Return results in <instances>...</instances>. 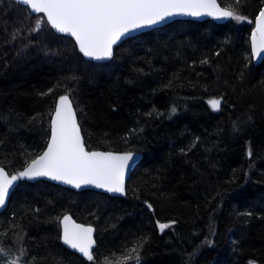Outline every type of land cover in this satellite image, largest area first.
I'll return each mask as SVG.
<instances>
[{
	"label": "trees",
	"instance_id": "1",
	"mask_svg": "<svg viewBox=\"0 0 264 264\" xmlns=\"http://www.w3.org/2000/svg\"><path fill=\"white\" fill-rule=\"evenodd\" d=\"M217 1L247 19L175 20L96 63L36 28L43 14L0 0V166L15 174L44 150L64 94L88 150L142 154L124 197L19 182L0 247L20 256L22 244V264H137L130 250L145 238L139 264H264V59L254 66L249 50L264 0ZM65 214L94 227L93 261L63 246Z\"/></svg>",
	"mask_w": 264,
	"mask_h": 264
},
{
	"label": "snow or ice",
	"instance_id": "2",
	"mask_svg": "<svg viewBox=\"0 0 264 264\" xmlns=\"http://www.w3.org/2000/svg\"><path fill=\"white\" fill-rule=\"evenodd\" d=\"M20 2L28 6L31 12L46 17V20L36 21V28L46 23L56 32L68 34L74 38L75 45L83 56L97 60L111 57L113 45L125 34L143 26L159 23L172 15L206 14L215 18H232L237 22L247 19L244 15L220 8L217 0H20ZM255 25L251 33L253 58L264 55V8H261L256 16ZM208 103L215 110L220 107L221 101L211 99ZM175 112L176 108L173 107L171 113ZM50 120L51 136L42 154L36 155L26 163L23 170L15 174H9L0 167V207L6 205L10 192L18 180L40 176H47L74 185L76 188L93 184L108 192H125L124 176L134 159L132 152L86 150L76 113L67 95L59 96ZM233 127L236 128L235 123ZM248 155H252L251 150ZM145 203L148 208L152 207L147 201ZM57 219L62 228V235L59 238L64 244L77 250L89 262L93 261L96 241L93 238L92 226L78 224L67 214ZM157 226L163 231L169 228L170 224L157 222ZM18 239L22 240L23 237ZM144 239L141 238L130 250L137 253L135 257L137 264L139 249L144 246ZM204 243L211 244L212 241L206 240ZM19 253V257L12 258L10 252L0 247V259H6L7 264H19L20 257L26 255L22 244ZM131 259V255L124 257L125 261ZM249 264L255 262L250 261Z\"/></svg>",
	"mask_w": 264,
	"mask_h": 264
},
{
	"label": "water",
	"instance_id": "3",
	"mask_svg": "<svg viewBox=\"0 0 264 264\" xmlns=\"http://www.w3.org/2000/svg\"><path fill=\"white\" fill-rule=\"evenodd\" d=\"M15 1L18 2L19 4L23 5V4L20 2V0H15ZM217 4L219 5L220 8L225 9V10H228V9H226V8H223V7L218 3V1H217ZM23 6H25V5H23ZM26 7H28V6H26ZM28 8H29V7H28ZM261 8H264V3L262 4ZM261 8H260V9H261ZM259 11H260V10H259ZM30 12H31V11H30ZM31 13L34 14V15H37V14H38V13H34V12H31ZM258 14H259V12H258ZM258 14H257V15H258ZM257 15H256V16H257ZM45 19H46V17H45ZM229 19H230V18H215V17H212V16H208V15H206V14H202V15H200V16L181 15V14L172 15V16H170V17L165 18L163 21H161V22H159V23H156V24H153V25L143 26V27H141V28H138V29H136V30H133V31H131V32L127 33V34H125L123 37H121L120 40H118V41L116 42V44L113 45V53H114V49H115V47L118 46V45H119L122 41H124L125 39L130 38V37H133V36H136V35H139L140 33H142V32H146V31H149V30H151V29H153V28H157V27L164 26V25H166V24H168V23H171V22H173V21H175V20H191V21H198V22L205 21V20H212L213 22H215V23H217V24H221V23H225V22H227ZM255 19H256V17L254 18L252 29L255 28V26H256V25H255ZM50 27H51V26H50ZM252 29H251L250 34H249V50H250V55H251V33H252ZM53 31H54L55 33H57L58 35H65V36H68L69 38H71V39L75 42L74 38L70 37L68 34H65V33H58V32H56L55 29H53ZM77 49H78V52H79V48H78V46H77ZM79 53H80V52H79ZM80 54L83 56L82 53H80ZM112 57H113V55H112L111 57H106V58H102V59L97 60V59H94V58H89V57H85V56H83V58H84L85 60H88V61H91V62H96V63H104V62H107V61H109ZM263 59H264V55L257 56V57H255V58H253L252 55H251L252 64H253L254 66L259 65V64L262 62ZM64 95H65V94H64ZM67 96H68V95H67ZM69 98H70V97H69ZM58 99H59V97L56 99V102L58 101ZM70 100H71V99H70ZM56 102H55V103H56ZM71 103H72V101H71ZM72 106H73V103H72ZM73 109H74V106H73ZM54 110H55V106H54ZM54 110H53L52 114L54 113ZM74 111H75V109H74ZM75 113H76V111H75ZM51 116H52V115H51ZM50 118H51V117H50ZM76 118H77V116H76ZM77 121H78V119H77ZM50 123H51V120H50ZM80 128H81V127H80ZM50 136H51V130H50V128H49V138H50ZM81 136H82V131H81ZM49 138H48V139H49ZM82 139H83V141H84L83 136H82ZM46 147H47V143H46L45 148H46ZM85 147H86V146H85ZM45 148H44V149H45ZM86 150H88V149L86 148ZM43 151H44V150H43ZM43 151H42L40 154H42ZM88 151H101V150H88ZM101 152H115V151H101ZM116 153H124V152H116ZM132 153L134 154V159H133V161L131 162V165H130V166L126 169V171H125V176H124L125 192H123V193H121V192H108L106 189H103V188H97V187H96L95 185H93V184L81 185L80 188H76L74 185L66 184V183H64V182H62V181L54 180V179H52V178H50V177H47V176H40V177H35V178H33V179L24 178V179L18 180V181L15 183V186L12 188V190H11V192H10V195L12 194V192L14 191V189L17 187V185L19 184V182L33 183V182H37V181H46V182H50V183L56 184V185L61 186V187H64V188H68V189L74 190V191L90 190V191H95V192H98V193H101V194H106V195H109V196H112V197H115V196H117V197H124L125 194H126V184H127V180H128V178L130 177V174H131V172L133 171V169L136 167V165H137V164L141 161V159H142V154H141V153H138V152H132ZM40 154H39V155H40ZM0 167H1V166H0ZM22 170H23V169H22ZM20 171H21V170H20ZM9 198H10V196H9ZM9 198H8V200H7V202H6V205L3 206V207H0V213H2V212L6 209L7 204H8V201H9ZM73 220H74V219H73ZM76 223H78V222H76ZM78 224H81V223H78ZM92 228L94 229V227H92ZM61 235H62V228L60 227V236H61ZM94 235H95V230L93 231V238H94ZM94 240H95V238H94ZM61 242H62L63 246H64L65 248H67L68 250L73 251V252H76V253H78L79 255L83 256V255H82L81 253H79L77 250L72 249V248H70L68 245L64 244V242H63L62 240H61ZM94 247H95V246H94Z\"/></svg>",
	"mask_w": 264,
	"mask_h": 264
},
{
	"label": "rangeland",
	"instance_id": "4",
	"mask_svg": "<svg viewBox=\"0 0 264 264\" xmlns=\"http://www.w3.org/2000/svg\"><path fill=\"white\" fill-rule=\"evenodd\" d=\"M12 258H16V257H19V255H11ZM5 262L7 264V260L5 259ZM19 264H22L21 261L19 260Z\"/></svg>",
	"mask_w": 264,
	"mask_h": 264
}]
</instances>
